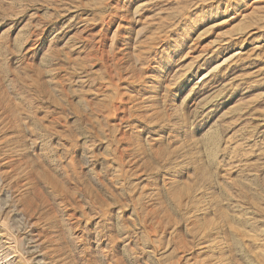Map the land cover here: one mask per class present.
<instances>
[{
  "label": "rangeland",
  "instance_id": "rangeland-1",
  "mask_svg": "<svg viewBox=\"0 0 264 264\" xmlns=\"http://www.w3.org/2000/svg\"><path fill=\"white\" fill-rule=\"evenodd\" d=\"M0 264H264V0H0Z\"/></svg>",
  "mask_w": 264,
  "mask_h": 264
}]
</instances>
